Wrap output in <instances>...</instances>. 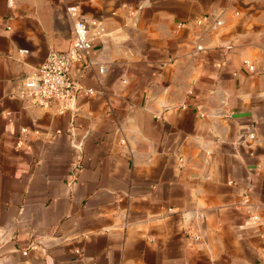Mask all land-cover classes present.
<instances>
[{"label":"crops","instance_id":"0c3cea01","mask_svg":"<svg viewBox=\"0 0 264 264\" xmlns=\"http://www.w3.org/2000/svg\"><path fill=\"white\" fill-rule=\"evenodd\" d=\"M0 264H264V0H0Z\"/></svg>","mask_w":264,"mask_h":264},{"label":"built area","instance_id":"2783aa9c","mask_svg":"<svg viewBox=\"0 0 264 264\" xmlns=\"http://www.w3.org/2000/svg\"><path fill=\"white\" fill-rule=\"evenodd\" d=\"M67 11L74 14L75 8ZM91 49V39L88 37L86 24L78 20L74 24L73 39L66 51H50L45 60L22 79L19 97L38 108H48L53 103L68 105L78 91L77 82L70 75L74 64L82 62ZM243 66L253 72V66L243 61ZM102 73V70H99ZM79 169V162L73 164Z\"/></svg>","mask_w":264,"mask_h":264}]
</instances>
